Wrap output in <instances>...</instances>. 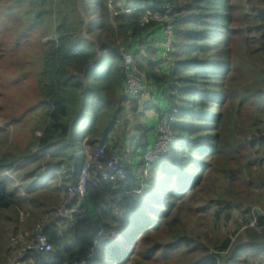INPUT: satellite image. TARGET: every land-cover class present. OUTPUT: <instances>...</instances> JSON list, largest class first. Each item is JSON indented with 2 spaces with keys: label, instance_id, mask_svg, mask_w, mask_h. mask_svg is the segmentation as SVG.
<instances>
[{
  "label": "trees",
  "instance_id": "trees-1",
  "mask_svg": "<svg viewBox=\"0 0 264 264\" xmlns=\"http://www.w3.org/2000/svg\"><path fill=\"white\" fill-rule=\"evenodd\" d=\"M237 1L0 0V66L11 71L8 79L0 71V118L5 125L0 127V264L10 253L12 236L32 230L42 220L96 148L103 146L106 157H111L120 115L129 112L122 106V48L133 55L146 87L145 99L142 95L128 104L141 130L131 145L141 158L136 162L145 163L142 152L153 144L143 146L144 120L159 125L165 116H173L174 140L169 151L151 164L148 175L125 178L117 173L107 180L97 176L98 188L88 187L84 196L96 219L76 216L74 225L52 221L46 228L52 251L28 259L34 264H248L253 258L261 264V213L242 211L249 215L246 223L255 220L260 232L247 230L248 241L232 250V241L226 240L215 251L218 254H212L201 235L191 238L181 218V201L199 189L223 190L228 184L240 189L234 191L236 196L245 198L248 192L243 188L254 180L250 154L264 149L259 117L252 122L253 138L240 135L231 145L226 141L227 133L243 130L235 125V98L227 87L233 67L229 50L238 36L231 28L234 23L244 19L259 25L253 31L264 51V0H248L256 6L250 15L243 14ZM169 8L174 31L166 61V25L141 27L139 21L144 9L164 14ZM184 11L187 16H182ZM180 22L190 27L182 29ZM153 41L160 48L152 47ZM30 74L37 79L30 104L39 113L30 144L20 150L12 147L9 134L20 114L8 117L6 94L10 84L19 88ZM38 132L42 134L36 136ZM226 198L218 194L204 209L219 217L242 206L241 201L230 203ZM92 223L97 227L93 232ZM116 234L129 245L120 244ZM249 251L254 252L247 258Z\"/></svg>",
  "mask_w": 264,
  "mask_h": 264
},
{
  "label": "rangeland",
  "instance_id": "rangeland-1",
  "mask_svg": "<svg viewBox=\"0 0 264 264\" xmlns=\"http://www.w3.org/2000/svg\"><path fill=\"white\" fill-rule=\"evenodd\" d=\"M179 1H181L182 4L187 2V0ZM237 5L243 9V14L247 15H250L256 7L248 0H238ZM108 7L113 9V6L110 4H108ZM182 16H187V12L184 11ZM91 17L92 16H89L88 18L91 20ZM179 26L182 29H188L190 27V25L185 22H180ZM258 26L250 20L244 21V19H240L237 24L234 23V26L231 27L233 31L234 29L238 31V36L237 39H235V43L229 50L231 59L233 60V67L232 73L229 76L228 86H226L232 88V98H235L236 112L233 114L235 125H242L243 130H236L234 134L227 133L229 136L226 138V141L230 145L233 142V139H236L240 135L244 139H246V137L248 139L253 138L251 130L252 122L255 118L259 117L262 124H264V51L260 50V45L256 40L259 39L258 33L253 31L254 28H258ZM183 37L184 36L181 35L177 39L180 40L178 43L183 41ZM93 40L96 42V39ZM165 40L167 41V37ZM48 41L49 40H44V42ZM164 42L165 41H163V43ZM157 43L159 42L153 41L151 46L157 48L156 46L159 47ZM98 46L100 47V45ZM30 50L33 51L35 49L32 48ZM165 57L166 61H168L169 54ZM170 60L174 62L175 58L171 57ZM0 71L7 79L11 76V71L7 70L3 64L0 66ZM36 83L37 79L35 75L30 74L26 82H24L19 88H17L13 83L10 84L6 94V97H8L6 101L8 117L14 118L17 117V114H20L18 122L15 125H11L12 127L9 132L11 135L12 147L20 150H23L30 144L32 130L34 128V119L37 118V113H39V111L33 109L30 104L31 96L36 94ZM142 95L143 99H145V93ZM128 104H122L125 108L128 107L129 112L127 115L123 112L120 115L121 121L120 125L116 127L111 156L122 157L125 160V164L129 166L134 175H148L152 168L151 164L145 165L143 162L137 163L136 161L137 159L139 160L140 157L137 155L135 147H131L133 139L136 137L140 138L141 130L138 129V123L135 117L136 115L134 117L132 116L133 114ZM228 106L229 105H227V107ZM238 106L241 114L238 113ZM215 109H217L216 104L213 105V111H215ZM138 115V120L140 121L142 115ZM3 122L4 120L0 118V127L5 126ZM146 125L148 128L146 127V131L143 130L142 132L146 135V140H143V146L146 144L148 147L151 143H153L152 146H155L157 133L159 132V125L158 123H156V125L155 123L153 124L152 120H149ZM41 134V132H38L36 136H40ZM132 136L133 138H130ZM136 142V144H138L139 141L136 140ZM98 148H96L92 154H95ZM34 151L36 152L37 150L34 149ZM142 153L146 155L147 151ZM250 155L252 156L251 160L254 163V180L251 185L247 186V188H243L247 189L248 192L245 195V198L234 194L235 190L239 192L240 189H234L233 186L230 187L228 184H225L223 190L214 191L208 188L203 191L199 189L197 190V193H189V195L180 203L182 207L181 218L183 219V223L186 225V228L191 232V238L199 239L200 237L198 236L201 235L200 240L205 243L210 250H213L212 254H218L215 253V251L218 250V248H221V245H223V243L228 239H230L233 243V247L230 250L238 245L245 244L248 241L247 230L249 229L255 230L258 233L260 232L256 229L255 220L251 221L254 223L252 227H248L247 229L244 228L247 224V216L249 215L242 213V211H251L252 213L259 212L264 215V188H262L264 184V149L255 150L253 154ZM125 156H127L129 161L128 159L126 161ZM47 159L50 160V158ZM133 160L135 163H132ZM78 169L80 170L81 166H79ZM218 172V175L223 178L225 174L221 171ZM10 176L15 178V174L10 173ZM232 190L233 192H231ZM133 193L137 192L133 191ZM218 194L227 195L228 198L226 199L227 201L229 200L230 203H234L238 200L240 204L241 201L242 206L224 213L223 215L221 214L219 217H215L214 210H207L204 209V207L210 199H218ZM84 196L82 197L83 201ZM83 207L85 211L88 212V215L86 214V217L88 216L87 218L91 216L96 219L95 215H92V212L90 211V208H88V205H86L85 201L83 203ZM94 222L96 223L95 220ZM94 228L95 227L91 229L89 227V230L93 232L97 229V227L95 229ZM116 238L120 241V244L124 246L129 245L128 240L121 238L118 234H116ZM253 252L254 251H249V256L247 258H249ZM256 252H259V249ZM222 254L228 257V253L222 252ZM262 256L263 258L261 264H264V253ZM252 259L253 258L249 260L248 264H259L257 260L254 261V259Z\"/></svg>",
  "mask_w": 264,
  "mask_h": 264
},
{
  "label": "built area",
  "instance_id": "built-area-1",
  "mask_svg": "<svg viewBox=\"0 0 264 264\" xmlns=\"http://www.w3.org/2000/svg\"><path fill=\"white\" fill-rule=\"evenodd\" d=\"M111 5V4H110ZM139 24L141 27L148 26L152 23L165 24V38L167 41L163 43L164 55L171 53L172 36L174 29V19L172 17L173 9L169 8L164 14L144 9ZM132 10H127L131 13ZM133 11H137L134 9ZM166 49V52H165ZM122 62L120 67L125 76L123 87L122 104H128L131 100H137L144 93L145 82L138 73L133 55L121 49ZM176 112V110H175ZM175 119L171 115L165 116L159 124V132L156 137L155 146H151L145 155V165L156 162L160 156H164L174 140L172 132V124ZM77 175L74 182L62 192V195L55 206L48 208L47 213L42 220L32 230H21L10 240V247L7 260L4 264H34L30 259L31 254L50 253L52 246L46 236L47 226L54 220L71 221L74 225V218L79 216L84 219L86 211L81 205L82 197L85 195L88 187L98 188L99 180H107L110 175L121 173L125 178L133 177L132 170L125 164L122 157H106L104 148L99 146L95 154H91L89 160L81 169L76 171ZM58 174V173H56ZM25 217L22 214V220ZM253 222L245 225V229L252 227ZM91 229L96 228V224H90ZM94 228V229H95Z\"/></svg>",
  "mask_w": 264,
  "mask_h": 264
},
{
  "label": "crops",
  "instance_id": "crops-1",
  "mask_svg": "<svg viewBox=\"0 0 264 264\" xmlns=\"http://www.w3.org/2000/svg\"><path fill=\"white\" fill-rule=\"evenodd\" d=\"M140 115H142L141 113H140ZM144 122L146 123V124H148V119H147V121L146 120H144ZM146 127L148 128V126L146 125ZM125 159L127 160L128 158H127V156H125ZM133 162V161H132Z\"/></svg>",
  "mask_w": 264,
  "mask_h": 264
}]
</instances>
